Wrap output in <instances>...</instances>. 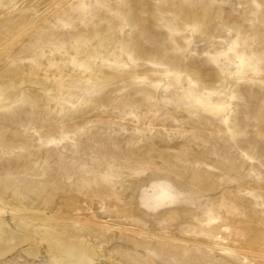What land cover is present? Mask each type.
<instances>
[{
    "label": "rangeland",
    "instance_id": "374dc122",
    "mask_svg": "<svg viewBox=\"0 0 264 264\" xmlns=\"http://www.w3.org/2000/svg\"><path fill=\"white\" fill-rule=\"evenodd\" d=\"M65 245L264 264V0H0V261Z\"/></svg>",
    "mask_w": 264,
    "mask_h": 264
},
{
    "label": "bare ground",
    "instance_id": "6f19581e",
    "mask_svg": "<svg viewBox=\"0 0 264 264\" xmlns=\"http://www.w3.org/2000/svg\"><path fill=\"white\" fill-rule=\"evenodd\" d=\"M29 238L20 239L18 242L22 244L28 240L27 245H34V247L39 251L40 259L39 261H48L49 255L53 253L49 244V239H47L46 230L40 227H34L32 232H30ZM23 243V244H24ZM65 251L64 258L61 259L57 264H68L71 261L78 260L82 264H112L109 260L102 257V254L98 251H93L91 256H85L80 254L76 249L65 245L63 247ZM31 261V259L25 254L22 246L14 247L11 253L6 256L0 264H25ZM38 261V262H39ZM40 263V262H39Z\"/></svg>",
    "mask_w": 264,
    "mask_h": 264
}]
</instances>
